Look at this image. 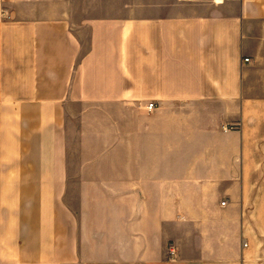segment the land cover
I'll return each instance as SVG.
<instances>
[{
  "label": "crops",
  "instance_id": "crops-1",
  "mask_svg": "<svg viewBox=\"0 0 264 264\" xmlns=\"http://www.w3.org/2000/svg\"><path fill=\"white\" fill-rule=\"evenodd\" d=\"M263 145L264 0H0V264H263Z\"/></svg>",
  "mask_w": 264,
  "mask_h": 264
},
{
  "label": "rangeland",
  "instance_id": "rangeland-1",
  "mask_svg": "<svg viewBox=\"0 0 264 264\" xmlns=\"http://www.w3.org/2000/svg\"><path fill=\"white\" fill-rule=\"evenodd\" d=\"M255 172L260 174L248 177L252 184V223L248 225V234L251 246L260 252V260L264 264V158L256 160Z\"/></svg>",
  "mask_w": 264,
  "mask_h": 264
},
{
  "label": "built area",
  "instance_id": "built-area-1",
  "mask_svg": "<svg viewBox=\"0 0 264 264\" xmlns=\"http://www.w3.org/2000/svg\"><path fill=\"white\" fill-rule=\"evenodd\" d=\"M249 59H245V61H248ZM147 108L149 111H152L155 108V102H149L147 105ZM227 203V201H223L222 205H225ZM244 247H246L248 245L247 241H244L243 243ZM170 255H171V259H175L176 258V251L175 249H173L172 247L170 248Z\"/></svg>",
  "mask_w": 264,
  "mask_h": 264
}]
</instances>
